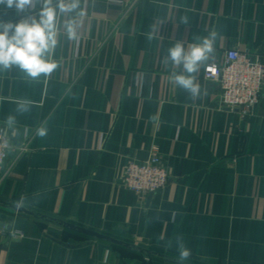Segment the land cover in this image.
I'll return each mask as SVG.
<instances>
[{
    "label": "crops",
    "instance_id": "crops-1",
    "mask_svg": "<svg viewBox=\"0 0 264 264\" xmlns=\"http://www.w3.org/2000/svg\"><path fill=\"white\" fill-rule=\"evenodd\" d=\"M83 6L78 40L58 33L60 66L50 77L0 74V126L12 140L0 172L7 216L0 218V264H179L177 238L191 250L186 264H264V92L242 114L222 106L203 77L228 48L264 56V0ZM39 8L0 5V22H20ZM213 31L215 51L195 74L201 94L193 100L170 80L178 70L164 57L173 43L187 47ZM23 99L35 106L15 113ZM42 126L43 138L36 135ZM155 151L167 165V186L127 189V161Z\"/></svg>",
    "mask_w": 264,
    "mask_h": 264
},
{
    "label": "clouds",
    "instance_id": "clouds-1",
    "mask_svg": "<svg viewBox=\"0 0 264 264\" xmlns=\"http://www.w3.org/2000/svg\"><path fill=\"white\" fill-rule=\"evenodd\" d=\"M85 0H0V5L15 8L17 12H24L29 7L39 3L40 8L36 16L13 22H0V74L17 69L27 79L38 80L41 76L50 77L60 66L54 59V52L58 46V33L63 29L66 38L76 41L79 38L78 30L86 12ZM94 2V0H93ZM182 23L187 24L189 19L182 17ZM216 32L193 42L187 47L182 42H175L167 48L164 62L171 64L178 71H174L170 80L179 88L188 92L193 100L200 97L201 89L196 83L195 74L203 62L214 53ZM148 39H153L152 34ZM35 106L30 99L16 101L15 113L24 114ZM5 125L11 130L12 137L19 135L16 127V115L9 114ZM38 137H46L48 129L40 127L36 130ZM6 147L11 148V143ZM23 205V198L16 202L17 207ZM171 246V241H169ZM179 264H186L191 256V250L177 238Z\"/></svg>",
    "mask_w": 264,
    "mask_h": 264
},
{
    "label": "built area",
    "instance_id": "built-area-1",
    "mask_svg": "<svg viewBox=\"0 0 264 264\" xmlns=\"http://www.w3.org/2000/svg\"><path fill=\"white\" fill-rule=\"evenodd\" d=\"M203 77L218 90L222 106L247 114L254 111L264 92V56L231 47L221 59L205 65ZM10 135L0 126V172L12 152ZM170 175L161 153L143 160L130 159L124 166V186L136 193H156L169 183Z\"/></svg>",
    "mask_w": 264,
    "mask_h": 264
},
{
    "label": "water",
    "instance_id": "water-1",
    "mask_svg": "<svg viewBox=\"0 0 264 264\" xmlns=\"http://www.w3.org/2000/svg\"><path fill=\"white\" fill-rule=\"evenodd\" d=\"M6 217H7V216H6L5 213H0V218H1V219H4V218H6ZM8 219L12 220V216H9ZM0 224L2 225V223H0ZM77 228L81 229L83 232H85V233H87V234H90V235H95V236L100 237V238H110V237H108V236H105V235H103V234H100V233H98V232H96V231H93V230H90V229H87V228H83V227H77ZM110 239L113 240V241H116V240L113 239V238H110Z\"/></svg>",
    "mask_w": 264,
    "mask_h": 264
}]
</instances>
